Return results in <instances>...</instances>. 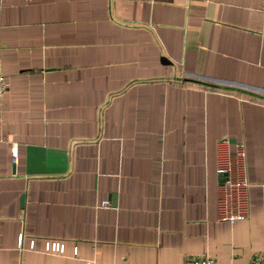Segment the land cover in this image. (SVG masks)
<instances>
[{
    "label": "crops",
    "instance_id": "1",
    "mask_svg": "<svg viewBox=\"0 0 264 264\" xmlns=\"http://www.w3.org/2000/svg\"><path fill=\"white\" fill-rule=\"evenodd\" d=\"M0 66V264L264 255L262 0H0ZM223 138L246 148L233 224Z\"/></svg>",
    "mask_w": 264,
    "mask_h": 264
},
{
    "label": "built area",
    "instance_id": "2",
    "mask_svg": "<svg viewBox=\"0 0 264 264\" xmlns=\"http://www.w3.org/2000/svg\"><path fill=\"white\" fill-rule=\"evenodd\" d=\"M264 9V0H262ZM8 89V83L1 73L0 66V100ZM12 161L15 164L16 148L11 150ZM216 176L218 179V219L221 222L233 224L245 220L249 212V184L246 169V148L242 142L236 143L233 149L230 148L228 138L217 142L216 153ZM104 208H111L110 202L101 204ZM22 245V236L19 237V246ZM46 250L56 254L63 252V246L59 243L48 244ZM146 264V263H126ZM185 264H218L214 258L195 257L188 258ZM250 264H264V255L251 259Z\"/></svg>",
    "mask_w": 264,
    "mask_h": 264
}]
</instances>
